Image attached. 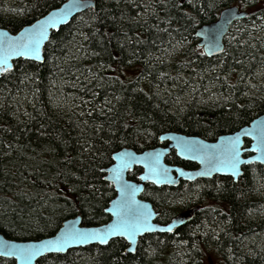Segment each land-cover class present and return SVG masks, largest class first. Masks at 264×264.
<instances>
[{"label":"trees","instance_id":"1","mask_svg":"<svg viewBox=\"0 0 264 264\" xmlns=\"http://www.w3.org/2000/svg\"><path fill=\"white\" fill-rule=\"evenodd\" d=\"M64 1L1 0L0 27L17 32ZM228 1L190 11L196 29ZM261 1L253 0L255 14H264ZM138 7L137 0H96L53 31L42 62L18 59L1 74L0 232L6 236H50L76 215L87 225L105 223L115 190L103 169L115 151L156 146L168 130L214 140L264 111L242 98L247 78L264 59V38L253 48L226 45L223 54L205 56V67L213 69L204 79L218 87L184 111H169L167 100L152 93L157 70L146 59L157 41L140 25ZM258 87L264 94V84ZM167 161L195 166L175 153ZM139 171L129 177L137 179ZM143 197L153 202L160 222L197 203L203 208L173 233L144 235L134 253L116 238L47 254L37 264H173L174 254L183 264H202L208 256L218 264H264V165H245L238 181L216 176L177 186L147 184ZM180 202L185 205L178 209ZM0 264L16 263L0 257Z\"/></svg>","mask_w":264,"mask_h":264},{"label":"water","instance_id":"2","mask_svg":"<svg viewBox=\"0 0 264 264\" xmlns=\"http://www.w3.org/2000/svg\"><path fill=\"white\" fill-rule=\"evenodd\" d=\"M76 0H66L61 5L54 7L50 9L47 13L42 15L41 17L37 18L31 23L26 24L21 29H19L17 32H12L7 28L0 27V33H7L8 37H14L23 32L24 29L30 27L31 25L35 24L37 21L42 20L44 17L48 16L49 13H52L57 10H63L67 5L71 3H75ZM82 3L90 4L91 6L95 5V0H80ZM89 7H79V8H73L71 12L65 17L64 22L59 23L55 28H50L48 30V39L43 41L41 44V59L40 60H33L42 62L44 60V47L46 46L47 42L49 41L53 31L60 28V26L67 24L75 15L78 13L84 11ZM248 15V12L246 10H239V7L237 5H231L226 8H224L218 17L208 23L201 24L197 27L195 35L200 38V41L198 42L199 45L203 46L205 53L208 56H216L224 51L225 47V36L230 31L233 22L236 19L246 17ZM5 37L0 35V40H4ZM211 53V54H209ZM18 59H25L24 57H12L9 63L12 64V68L14 66V61ZM29 60V59H28ZM2 73H0L1 76ZM260 122H264V111L261 112L259 115L254 117L249 123L243 125L242 127L236 129L235 131L228 132L221 134L218 136L216 140H208L204 138L201 135L197 134H187L184 132L179 131H166L163 132L160 136V142L163 143L164 141H167V144H159L155 147L147 148L142 151H138L132 147L124 146L120 148L119 150L115 151L113 153V162L108 167L104 168L103 171L105 172V179L109 181L115 190V196L110 200L106 212L110 215V218L108 221L102 224H93V225H87L83 223V218L81 215H76L74 217H70L63 221L60 228L50 236L41 237L39 239H28V240H21V239H14L6 236L3 232H0V257L4 258H12L15 260L16 264H25V261L18 258L17 255H6L4 254L6 251L8 252H17V249L12 248V245L17 246H27V245H39L42 241L49 240L55 238L65 227L68 225H74L76 228L81 230H89L93 228H99L104 225L112 223V221L115 219V217L112 215V212L110 211L113 207V201H116L118 198L121 197V192L119 189V186L116 182L113 180V172L111 169L120 163V161L114 159L115 156H117L120 153H132L135 158L136 162L131 163L129 168H126L122 172V180L123 182L127 183L128 185L135 186V195L134 197L131 196V194H127V197L129 199H134L139 206L143 208V210L146 213L150 214L149 223L153 225L154 230L153 231H145L139 234L136 237V243L135 245L130 246L128 244L126 251L127 252H134L138 246L139 239L141 236H144L149 233H173L176 231L180 226L184 225L185 223L189 222L194 218L197 211L202 209V206L200 204L194 205L190 208L184 209L177 213L175 216L171 218V220L167 222H160L157 220L158 217V211L156 210L153 202L150 199L142 197L146 185L148 183L155 184L157 186L160 185H171L176 186L180 183L181 180H187V181H194L201 178H211L214 175H221V176H230L235 181H238L240 176L244 173V166L250 165L254 163H259L261 165H264V158H261V154L258 151L253 150V145L256 143V140L253 139V136H241V142L242 147L245 149L240 154V159L243 161L238 167V175H232L231 172H223V171H215L213 170L211 175H199V173L204 172L206 169H209L212 167V165L208 162L209 154L210 153H220L223 152V150L227 147L226 140L224 138L227 137H234L235 135L239 134L242 129L248 128V129H254L258 128L260 125ZM255 134V133H254ZM161 137H164V139H161ZM177 137H181L188 143L191 150L190 151H184L183 153L180 152V150L177 147ZM247 140H249V144L246 145ZM217 146L215 148L210 146ZM172 150H175L177 155L181 159H186L193 161L197 164L194 168H186L182 167L180 165H173L169 162H167L166 158L168 154ZM157 154L158 158H157ZM135 167L141 168V171L138 175L137 179H133L129 177V172L134 170ZM155 168L157 173L161 174L162 182L156 183L154 182L157 179V176L152 174L150 172V169ZM167 170L166 173L164 170ZM147 176V179H142V177ZM169 180L174 182H168ZM168 227H171V231H160L159 229H167ZM119 237H112L109 238V242L113 239H116ZM126 241V240H125ZM127 242V241H126ZM128 243V242H127ZM7 244L9 247L6 249L4 245ZM91 244H100L97 241H88L85 243H79V244H71L67 246L63 251L61 252H44L41 255H37L33 257L31 261L28 262V264H37V262L45 255L52 254V253H67L70 249L73 248H79L88 246ZM134 249V250H130Z\"/></svg>","mask_w":264,"mask_h":264},{"label":"rangeland","instance_id":"3","mask_svg":"<svg viewBox=\"0 0 264 264\" xmlns=\"http://www.w3.org/2000/svg\"><path fill=\"white\" fill-rule=\"evenodd\" d=\"M3 1L8 4L11 0ZM137 1L139 5L137 18L140 25L151 32L157 41L146 59L147 64L157 70L156 80L151 83L152 93L167 100L166 106L169 111L174 113L177 108L184 111L194 100H202L218 87L204 79L205 76L210 75L213 68L204 65L207 62L206 57L202 49L197 46L198 39L194 36L195 21L189 12L202 10L204 7L207 10L218 8L227 0ZM233 3L237 4L236 1ZM254 8L246 7L253 13L256 11ZM263 38L264 14L261 15L260 12L257 16L236 22L226 36V45L230 48H253ZM189 56L193 58L189 59ZM138 71L139 69L135 68L133 74H137ZM168 74H170L169 77H167ZM147 79L148 76L143 77V83ZM246 84L248 88L243 91L242 98L252 101L253 104L258 105L259 109L264 110V94L258 87L264 84V59L259 63L254 75L247 78ZM184 205V202H180L176 207L180 209ZM213 257H205L202 264H218V258L213 259ZM182 260L183 257L180 258V255L174 254L173 264L176 262L183 264Z\"/></svg>","mask_w":264,"mask_h":264},{"label":"snow or ice","instance_id":"4","mask_svg":"<svg viewBox=\"0 0 264 264\" xmlns=\"http://www.w3.org/2000/svg\"><path fill=\"white\" fill-rule=\"evenodd\" d=\"M91 7L90 4L82 3L76 0L75 3L67 5L63 10H57L49 13L48 16L35 24L23 30V32L14 37H8L7 33H0L4 36V40H0V73L11 71L12 64L9 63L12 57H24L29 60L41 59V44L48 39V30L55 28L59 23L64 22L65 17L71 12L73 8ZM211 54V53H209ZM255 133V134H254ZM253 136L256 143L253 145V150L261 154L264 158V122H260L258 128L248 129L244 128L234 137L224 138L227 147L220 153H210L208 162L212 165L211 168L206 169L199 175H211L212 171L231 172L232 175H238V167L243 161L240 159V154L245 149L242 147L241 136ZM164 139V137H161ZM177 147L181 153L190 151L191 148L183 138L177 137ZM210 147H217L215 145ZM157 154V158H158ZM120 161L115 165L111 171L113 172V180L119 186L121 197L113 201V207L110 210L115 219L112 223L104 225L99 228L89 230H81L74 225L65 227L55 238L42 241L39 245H12L11 247L17 249V252H8L6 255H17L18 258L28 264L33 257L41 255L44 252H61L71 244L85 243L88 241H97L100 244H108L109 238L119 237L126 240L130 246L135 245L136 237L145 231H153L154 227L149 223L150 214L146 213L141 206L137 204L134 199H129L127 194L134 197L135 186L128 185L122 180V172L129 168L131 163L136 162V158L132 153H120L114 157ZM166 169L164 172L166 173ZM150 172L157 176L154 181L156 183L162 182L161 174L157 173L155 168L150 169ZM148 177H142L147 179ZM168 182H174L169 180ZM160 231H171V227L167 229H159ZM7 249L9 246L4 245ZM134 250V249H130Z\"/></svg>","mask_w":264,"mask_h":264},{"label":"flooded vegetation","instance_id":"5","mask_svg":"<svg viewBox=\"0 0 264 264\" xmlns=\"http://www.w3.org/2000/svg\"><path fill=\"white\" fill-rule=\"evenodd\" d=\"M233 1H236L237 2V4L236 3H233ZM241 1V2H240ZM227 3H229L228 5H226V6H230V5H237L240 9H243V10H246L247 12H248V15H247V18H251V17H253V16H257V14H255V13H253L252 12V10L251 11H249V10H247L246 9V7L247 6H250V8L251 7H253V6H251L252 4H253V0H239V1H237V0H230V1H228ZM241 3H245L246 5H243V6H241V5H239V4H241ZM224 4V3H223ZM222 5V4H221ZM220 5V6H221ZM206 9V8H205ZM213 9H215V8H212L211 10H213ZM202 10H204V9H202ZM253 14H252V13ZM255 12V11H254ZM219 15V14H218ZM218 17V16H217ZM216 17V18H217ZM215 18V19H216ZM214 19V20H215ZM234 24H236V23H234ZM163 145H165V144H167V141H164V143H162ZM171 153H175V154H177L176 153V151L175 150H172L171 152H170V154ZM169 155V154H168ZM178 156V155H177ZM166 160H167V158H166ZM168 162V161H167ZM170 163V162H169ZM197 166V164L195 163V166L194 167H196ZM186 167V166H185ZM194 167H186V168H194ZM135 168H137V167H135ZM139 168V167H138ZM133 171V170H132ZM140 171H141V168H140ZM140 171H139V173H140ZM131 172V171H130ZM139 173H138V175H139ZM216 176H221V175H214L213 177H211V178H206V179H213L214 177H216ZM137 178H138V176H137ZM182 181H186L187 182V180H181L180 181V183L182 182ZM195 181V180H194ZM194 181H188V182H194ZM179 183V184H180ZM148 184H152V183H148ZM178 184V185H179ZM147 186V185H146ZM177 186V185H176ZM146 189V188H145ZM116 193V192H115ZM142 197H143V195H142ZM198 204H200V203H197V204H195V205H198ZM201 206H202V204H200ZM194 206V205H193ZM192 207V206H191ZM188 208H190V207H188ZM202 208H203V206H202ZM185 209H187V208H185ZM184 210V209H183ZM182 211V210H181ZM171 220V219H170ZM169 221V220H168ZM167 222V221H166Z\"/></svg>","mask_w":264,"mask_h":264},{"label":"bare ground","instance_id":"6","mask_svg":"<svg viewBox=\"0 0 264 264\" xmlns=\"http://www.w3.org/2000/svg\"><path fill=\"white\" fill-rule=\"evenodd\" d=\"M65 1H66V0H65ZM95 4H96V0H95ZM94 6H95V5H94ZM94 6H91V7H89V8H92V7H94ZM230 6H231V5H230ZM226 7H228V6H226ZM226 7H224V8H226ZM89 8H87V9H89ZM224 8H222V9L219 11L218 14H220V12H221ZM87 9H85V10H87ZM85 10H84V11H85ZM239 10L241 11V10H243V9H240V8H239ZM84 11H82V12H84ZM82 12H80V13H82ZM80 13H78V14H80ZM78 14H77V15H78ZM77 15H75V16H77ZM75 16H74V17H75ZM246 18H247V15H246V17L236 19V20L233 22L232 27H233L234 23L239 22V21H242V20H245ZM232 27H231V29H232ZM231 29H230V31H231ZM230 31H229V32H230ZM195 32H196V30H195ZM229 32H228V33H229ZM228 33H227V34H228ZM227 34H226V36H227ZM194 36H195V38L198 39V41H197V46L200 47V48L202 49V51L204 52V55L207 56L208 58L215 57V56H208V55L205 53V50H204L203 46L199 45V43H198V42L200 41V38H199L198 36H196L195 34H194ZM226 36H225V47H224V51H225V48H226ZM224 51H223V53H224ZM223 53H221V54H223ZM221 54H219V55H221ZM216 56H218V55H216ZM168 131H173V130H168ZM165 132H166V131H165ZM227 133H228V132H227ZM223 134H224V133H223ZM220 135H221V134H220ZM220 135H219V136H220ZM160 136H161V135H160ZM217 138H218V137H217ZM217 138H216V139H217ZM216 139H214V140H216ZM163 143H164V142H163ZM159 144H162V143L160 142V137H159ZM159 144H158V145H159ZM248 144H249V140H248ZM248 144H246V145H248ZM156 146H157V145H156ZM153 147H155V146H153ZM150 148H151V147H150ZM178 157H179V156H178ZM179 158H180V157H179ZM180 159H181V158H180ZM182 160H186V159H182ZM186 161H190V160H186ZM190 162H193V161H190ZM193 163H195V162H193ZM171 164H172V163H171ZM173 165H179V164H173ZM250 165H251V164H250ZM180 166H182V165H180ZM182 167H184V166H182ZM104 173H105V172H104ZM104 178H105V175H104ZM153 185H155V184H153ZM166 185H167V184H166ZM156 186H157V185H156ZM160 186H161V185H160ZM169 186H171V185H169ZM109 202H110V201H109ZM178 213H179V212H178ZM175 215H176V214H175ZM175 215H174V216H175ZM73 217H74V216H73ZM69 218H70V217H69ZM67 219H68V218H67ZM65 220H66V219H65ZM141 237H143V236H141ZM141 237H140V238H141ZM127 246H128V245H127ZM126 249H127V247H126ZM135 251H136V250H135ZM135 251H134V252H135ZM126 252H127V251H126ZM134 252H130V253H134Z\"/></svg>","mask_w":264,"mask_h":264}]
</instances>
